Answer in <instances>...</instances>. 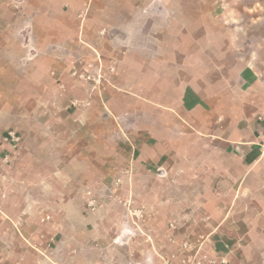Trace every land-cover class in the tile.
Returning a JSON list of instances; mask_svg holds the SVG:
<instances>
[{"label":"crops","instance_id":"1","mask_svg":"<svg viewBox=\"0 0 264 264\" xmlns=\"http://www.w3.org/2000/svg\"><path fill=\"white\" fill-rule=\"evenodd\" d=\"M180 4L0 0V118L12 113L0 150L9 148L4 127L23 138L0 182V264H65L49 257L61 249L24 244L30 205L25 198L9 216L5 198L11 180L13 190L32 187L24 174L94 172L86 160L105 174L171 176L179 190L190 177L200 192L192 206L225 208L206 221L207 236L222 241L216 253L264 264V10L245 8L213 37L212 9ZM87 63L101 70L99 83L71 76ZM41 158L52 160L43 170L21 163ZM71 203L60 204L64 216Z\"/></svg>","mask_w":264,"mask_h":264},{"label":"rangeland","instance_id":"2","mask_svg":"<svg viewBox=\"0 0 264 264\" xmlns=\"http://www.w3.org/2000/svg\"><path fill=\"white\" fill-rule=\"evenodd\" d=\"M180 2L181 7L190 5L202 10L212 9L213 37L214 34L223 32L221 24L231 18L237 19V13L245 8L255 7L257 4L264 10V0ZM225 8L231 14H222ZM203 17L204 15L195 16L197 22ZM205 17L208 18V15ZM13 97L3 96L9 106H12ZM11 114L9 111L0 118L1 127L5 123L11 124ZM3 130L4 135L17 128L9 125ZM18 161L19 159L12 158V165L0 171V182L2 174L15 169ZM46 162L42 158L36 159L29 166L27 161H21L26 168L35 167L37 171L39 168L43 170L45 166L49 167L48 163L52 160ZM97 162L85 161V166L90 168L88 170L95 172L99 168L97 173L24 174L20 178L31 180L32 187L29 190L21 187L13 190L14 183L13 180L10 181L9 196L5 198L8 215L20 212L26 199V203L30 205V213L24 216L23 232L26 233L27 240H22L25 245L61 249L60 255L49 257H55L54 261L65 264H128L129 257L133 260L132 264H223L222 259H227L216 253L215 249H221L222 241L207 236L211 226L206 224L210 220V214L216 212L214 214L218 218L219 211L225 208L192 206L191 203L200 192L188 189L189 186L194 187L193 183H189L190 177L186 176L182 180L181 187L184 186L185 189L179 190L172 185L171 176L163 180L157 179L153 175H140L135 168L130 173H123L121 170L115 175L105 174L103 172L107 170V166L101 163L102 166L98 167ZM114 181H119L120 185H113ZM127 183L128 189L125 185ZM66 202L72 203L67 209L69 215L64 216L60 204ZM110 248L117 249L116 254L109 251ZM124 248L129 249L131 256L124 254L127 252ZM149 250H152V254L146 255ZM144 258L145 261L142 260Z\"/></svg>","mask_w":264,"mask_h":264},{"label":"built area","instance_id":"3","mask_svg":"<svg viewBox=\"0 0 264 264\" xmlns=\"http://www.w3.org/2000/svg\"><path fill=\"white\" fill-rule=\"evenodd\" d=\"M93 69V63H87L86 67L82 69L73 67L70 73L75 79L99 83L102 77L101 70H98V72L95 73ZM22 139V135L17 130H9L3 135L2 143L5 146H9V148H5L0 152V171L3 170V168L12 165L11 155L21 147ZM47 218L49 219V217ZM222 263L226 264L227 259L223 258ZM209 264L211 263L209 262Z\"/></svg>","mask_w":264,"mask_h":264}]
</instances>
